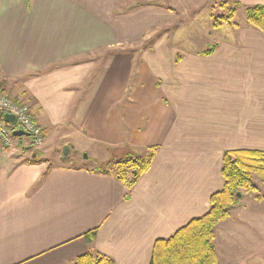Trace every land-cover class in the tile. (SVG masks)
Returning <instances> with one entry per match:
<instances>
[{"label":"crops","instance_id":"0c3cea01","mask_svg":"<svg viewBox=\"0 0 264 264\" xmlns=\"http://www.w3.org/2000/svg\"><path fill=\"white\" fill-rule=\"evenodd\" d=\"M235 24L188 47L164 0H0L2 93L29 106L44 152L54 139L118 157L154 149L128 189L109 170L0 145V264H73L88 251L149 264L156 240L208 212L223 153L264 151V32Z\"/></svg>","mask_w":264,"mask_h":264},{"label":"trees","instance_id":"16d2710c","mask_svg":"<svg viewBox=\"0 0 264 264\" xmlns=\"http://www.w3.org/2000/svg\"><path fill=\"white\" fill-rule=\"evenodd\" d=\"M219 7L224 13L211 14L212 30L219 29L222 25L237 27L232 22L239 2H233L228 7L227 0L219 2ZM245 22L248 26L264 32V7L253 5L244 7ZM214 46L203 51L202 54H210ZM179 55L176 56V61ZM2 85L0 83V93ZM147 159L141 162L139 155L126 156L125 159L117 161L119 168L128 166L133 171L130 179L121 173L116 177L126 182L128 189L133 185L135 179L143 174L150 166L154 156V149H149ZM100 172L108 169L100 167ZM223 179V187L212 194L209 199V210L199 218L192 219L185 226L178 229L172 236L158 239L154 242L149 264H216L217 255L214 245V227L230 216L231 210L238 204L243 192H255L257 187L252 182L255 174L264 183V151L260 150H227L222 155L220 170ZM127 198V195L125 196ZM255 199L260 201L259 195ZM95 229L85 233L82 237L89 244L94 240ZM73 264H112L111 260L104 255L88 251L77 256Z\"/></svg>","mask_w":264,"mask_h":264},{"label":"rangeland","instance_id":"374dc122","mask_svg":"<svg viewBox=\"0 0 264 264\" xmlns=\"http://www.w3.org/2000/svg\"><path fill=\"white\" fill-rule=\"evenodd\" d=\"M154 1L158 2V0ZM164 1L175 7L179 13V19L186 24L185 28L179 30L173 38L177 37L179 41H182L188 47H195L194 45L199 47L200 43L209 45L211 43L210 39H215L217 32L223 30H212L210 16L211 14L218 15L225 12L218 5L223 0H176V4H174L175 0ZM234 1L227 0L228 7H232ZM244 19L243 8H236L232 22L239 24ZM13 140H21L26 145L30 144V139L26 136L15 137ZM62 141L65 142L66 140ZM65 147L68 148L69 146L54 139L49 143V150L46 152L43 151V148H46L44 145L25 152L27 157H32L35 154L36 160L47 162V165L50 166L61 163H76L97 170L100 167H105L113 174L123 173L127 179L133 176L134 170L132 171L127 165L121 170L117 164L120 159L126 160V156H113V152H108L107 149H98L94 144H85L83 147L76 144L73 149L69 150L68 148V155L63 159L62 154ZM147 153L146 150H139L134 155H139L141 162H144L147 159ZM252 182L257 187V191L243 192L242 198L233 208L234 210H231L230 217L214 227L216 264H225V255L235 264H262L261 260L264 259V183L255 174L252 175ZM256 195L260 196V201L255 199ZM228 239H230V242H228Z\"/></svg>","mask_w":264,"mask_h":264},{"label":"built area","instance_id":"2783aa9c","mask_svg":"<svg viewBox=\"0 0 264 264\" xmlns=\"http://www.w3.org/2000/svg\"><path fill=\"white\" fill-rule=\"evenodd\" d=\"M11 115L14 123L4 121L3 115ZM22 129L30 139L33 148H38L43 143V132L41 127L33 120L30 109L22 101L10 99L7 95L0 93V145L8 148L13 144L12 131Z\"/></svg>","mask_w":264,"mask_h":264},{"label":"water","instance_id":"95a60500","mask_svg":"<svg viewBox=\"0 0 264 264\" xmlns=\"http://www.w3.org/2000/svg\"><path fill=\"white\" fill-rule=\"evenodd\" d=\"M3 118H4V121L6 122L14 123V118L11 115L4 114ZM12 135L15 137H21V136H26L27 134L22 129L18 128L12 131ZM68 152H69L68 148L65 147L63 150V154H62L63 159L68 155Z\"/></svg>","mask_w":264,"mask_h":264}]
</instances>
